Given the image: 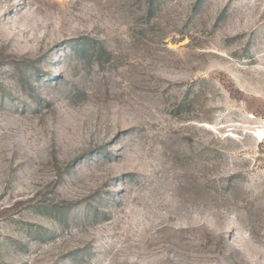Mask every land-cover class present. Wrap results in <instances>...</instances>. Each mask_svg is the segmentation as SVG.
I'll return each instance as SVG.
<instances>
[{"label": "rangeland", "instance_id": "1", "mask_svg": "<svg viewBox=\"0 0 264 264\" xmlns=\"http://www.w3.org/2000/svg\"><path fill=\"white\" fill-rule=\"evenodd\" d=\"M0 264H264V0H0Z\"/></svg>", "mask_w": 264, "mask_h": 264}, {"label": "trees", "instance_id": "2", "mask_svg": "<svg viewBox=\"0 0 264 264\" xmlns=\"http://www.w3.org/2000/svg\"><path fill=\"white\" fill-rule=\"evenodd\" d=\"M85 47H86V45H85V43H84V41L83 40H79V41H77L75 44H74V47H73V49L75 50V51H77L78 53H84L85 52Z\"/></svg>", "mask_w": 264, "mask_h": 264}]
</instances>
